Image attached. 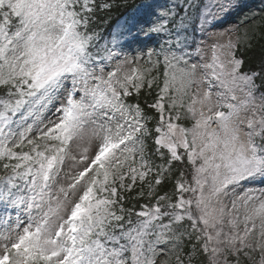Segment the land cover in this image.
I'll list each match as a JSON object with an SVG mask.
<instances>
[{
  "label": "snow or ice",
  "instance_id": "obj_1",
  "mask_svg": "<svg viewBox=\"0 0 264 264\" xmlns=\"http://www.w3.org/2000/svg\"><path fill=\"white\" fill-rule=\"evenodd\" d=\"M243 7L0 0V264H264V10L211 31Z\"/></svg>",
  "mask_w": 264,
  "mask_h": 264
},
{
  "label": "trees",
  "instance_id": "obj_2",
  "mask_svg": "<svg viewBox=\"0 0 264 264\" xmlns=\"http://www.w3.org/2000/svg\"><path fill=\"white\" fill-rule=\"evenodd\" d=\"M252 1V2H251ZM140 0H129L130 4L139 3ZM244 7L242 10H239L238 21L244 18L245 15H251L253 12L262 13L264 10V0H242ZM124 11L123 9H114L112 12V19L109 26L115 23L116 18L119 16L120 12ZM245 26L240 24V31L243 30ZM240 34V32H239ZM264 40H260L259 43H256L255 46L243 53L245 59V69L249 67H258L261 60L264 59ZM237 55H240L238 52ZM134 194V193H133Z\"/></svg>",
  "mask_w": 264,
  "mask_h": 264
},
{
  "label": "rangeland",
  "instance_id": "obj_3",
  "mask_svg": "<svg viewBox=\"0 0 264 264\" xmlns=\"http://www.w3.org/2000/svg\"><path fill=\"white\" fill-rule=\"evenodd\" d=\"M234 26H238V24L236 22V18H235V12L231 13L230 15H228L227 18L223 22L215 24L213 26V28L211 29V31L219 33V32H223L225 29L234 28ZM237 34H238V32H236V35ZM218 38H219L220 42H224L228 37L227 36H223V37H218ZM233 38H235V37L233 36ZM208 55H209V58H210V53Z\"/></svg>",
  "mask_w": 264,
  "mask_h": 264
}]
</instances>
